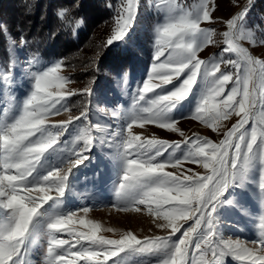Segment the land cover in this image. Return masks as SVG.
I'll return each instance as SVG.
<instances>
[{"label":"rangeland","instance_id":"obj_1","mask_svg":"<svg viewBox=\"0 0 264 264\" xmlns=\"http://www.w3.org/2000/svg\"><path fill=\"white\" fill-rule=\"evenodd\" d=\"M254 1L122 0L108 42L151 53L77 110L66 67L8 36L0 264H264Z\"/></svg>","mask_w":264,"mask_h":264},{"label":"trees","instance_id":"obj_2","mask_svg":"<svg viewBox=\"0 0 264 264\" xmlns=\"http://www.w3.org/2000/svg\"><path fill=\"white\" fill-rule=\"evenodd\" d=\"M122 0H0V66L10 61L8 36L24 42L28 54L58 60L75 88L67 105L80 109L107 74L132 71L134 55L147 49L148 31L131 34L130 48L108 42ZM250 11L264 36V0ZM143 50V51H141Z\"/></svg>","mask_w":264,"mask_h":264}]
</instances>
